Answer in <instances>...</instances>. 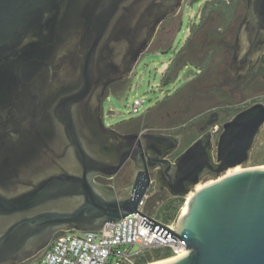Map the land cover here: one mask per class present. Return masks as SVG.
I'll return each mask as SVG.
<instances>
[{
    "label": "water",
    "instance_id": "water-1",
    "mask_svg": "<svg viewBox=\"0 0 264 264\" xmlns=\"http://www.w3.org/2000/svg\"><path fill=\"white\" fill-rule=\"evenodd\" d=\"M182 3L0 0V264H22L60 231H101L134 213L148 233L179 237L187 248L147 264H264V165L228 173L249 161L264 129V102L224 122L216 150L208 131L175 160L148 153V163L140 135L114 131L101 115L108 86L131 78L161 22ZM252 8L264 29V0ZM258 45L233 62L240 77L259 61ZM154 139L170 151L177 145L170 136ZM139 157L131 194L97 181ZM155 170L184 197L207 175L226 174L194 192L175 233L139 209Z\"/></svg>",
    "mask_w": 264,
    "mask_h": 264
},
{
    "label": "flooded vegetation",
    "instance_id": "flooded-vegetation-1",
    "mask_svg": "<svg viewBox=\"0 0 264 264\" xmlns=\"http://www.w3.org/2000/svg\"><path fill=\"white\" fill-rule=\"evenodd\" d=\"M252 2L253 0H224L225 4H222L219 0H183L178 13L163 20L159 25L150 48H155L154 52L173 53L168 70L175 69L182 63L184 69L186 65L199 69V75L204 76L205 79L208 74L211 75L212 61L217 63L220 61V65L219 67L216 65L217 72L212 73V75L215 74L216 81L204 86L210 88L208 92L204 90L203 85H200L197 90L198 97L193 99L191 95H188L182 106L167 110L163 115L152 118V108H148L144 114L136 115L121 125L110 126L114 131L122 134L138 133L140 135L145 149L146 163H148V153L154 156L169 152L167 158L175 160L193 141L208 131L212 132L216 150L218 136L222 129L219 127L215 129V125L206 127L212 115L218 112L219 121L223 111H228L231 107L228 103H232L235 97L242 103H247L245 106L247 107L254 103H248V100L255 91H262L264 95V49L259 61L249 70L247 76L240 77L232 68L236 59L248 56L247 51L252 48L260 49L261 46L258 47V44L264 45V29L259 26ZM194 5H198V11L187 20L185 12ZM185 26L186 33L176 45ZM180 60L183 61L180 63ZM206 60L209 61L206 66L199 67L200 65L195 64V61ZM126 81L114 82L106 89L101 111L103 120L106 97L120 91V86ZM220 90V93L225 92L227 96H221ZM210 93L217 95L215 101H212L213 97L209 95ZM210 101L212 102L209 103ZM261 101L264 100L261 99ZM206 113L207 115L197 125L196 133L191 121ZM147 135L151 136L146 138ZM165 135L177 140V145L172 151L170 146L154 139L156 136ZM142 162L141 157L138 160L130 158L113 178L97 176L96 179L100 183L113 185L119 196L129 195L132 193L134 178ZM151 175L152 182L146 194L149 211L153 212L152 209L156 204L162 205L171 198L184 197L172 194L166 182L158 180V170L153 171ZM184 198L187 199L188 196Z\"/></svg>",
    "mask_w": 264,
    "mask_h": 264
},
{
    "label": "rangeland",
    "instance_id": "rangeland-1",
    "mask_svg": "<svg viewBox=\"0 0 264 264\" xmlns=\"http://www.w3.org/2000/svg\"><path fill=\"white\" fill-rule=\"evenodd\" d=\"M197 11L198 5L189 7L185 12L186 19L188 20L190 16L195 15ZM186 30L187 28L185 26L183 33L179 36L176 42V45L186 33ZM154 51L155 48H150L147 52H145L138 61L131 78L128 79L126 82L122 83V85L120 86V91L116 92L115 94H110L108 97H106L104 101V121L108 127L115 124L121 125L125 121L132 117H135L136 115L144 114L148 110V108H152V118L159 115H163L167 110H170L174 107L176 108L182 106L188 95H191L193 99L198 97L199 93H197V90L200 88V85H203L204 87L205 85L208 86L214 81H216V76L215 74L212 75V73L217 72L215 67L216 65L219 67L220 61L219 63H217L216 61H212V66L210 69L211 75L208 74V77L204 79V76L199 75V69H197L196 67L186 65V69H184L183 64L181 63L183 60L179 61L181 63V66L176 67L175 69L168 70L170 63L173 59V53H162ZM195 64L201 66V61H195ZM167 72H169V74ZM209 89V87H204V90L206 92H208ZM220 92L221 90L219 91V94L221 96H227V93ZM209 95L213 97L212 101H215V98H217V95H212V93H210ZM250 96L251 97L248 100V103H252L255 100H264V95L262 94V91H255V93ZM137 99L142 100L143 104L140 107V112L138 114H135L133 113V104ZM232 100V103H228V105L231 106L229 110L223 111L220 120L215 124V126L218 125L220 129H222L223 123L229 120L228 118H230V115L234 113L232 108L238 106L245 107L247 105V103H242L239 99H236V97ZM212 101H210L209 103H211ZM207 113L202 116L199 115L191 121L192 128L195 129L196 133L197 125L204 119ZM263 161L264 129L260 133V136L258 138L256 146L253 149L249 161L246 164L241 165L239 169L246 167L261 166L264 165ZM225 174L226 173H222L219 176L208 175L199 184L205 186L206 184L217 180ZM195 191L196 189H194V192ZM189 200L190 198H188V200H184V204L180 210L179 216L184 206L186 205V202ZM160 207L161 204H156V206H154L152 209L153 213L156 216H158L157 214H159V211L161 212ZM179 216L177 217V219L179 218ZM177 219L173 221H177Z\"/></svg>",
    "mask_w": 264,
    "mask_h": 264
},
{
    "label": "built area",
    "instance_id": "built-area-1",
    "mask_svg": "<svg viewBox=\"0 0 264 264\" xmlns=\"http://www.w3.org/2000/svg\"><path fill=\"white\" fill-rule=\"evenodd\" d=\"M142 104V100H135L133 113L138 114ZM147 201L148 195L140 202V212L176 233L177 221H161L149 211ZM143 219L144 216L134 213L117 223H107L101 231L56 234L50 245L27 264H135L145 250L155 247H169L171 257L187 252L179 237L175 241L154 231L148 233L150 229L141 224Z\"/></svg>",
    "mask_w": 264,
    "mask_h": 264
},
{
    "label": "trees",
    "instance_id": "trees-1",
    "mask_svg": "<svg viewBox=\"0 0 264 264\" xmlns=\"http://www.w3.org/2000/svg\"><path fill=\"white\" fill-rule=\"evenodd\" d=\"M219 2L225 4L224 0H219ZM208 62L209 61H207L205 65H208L209 64ZM167 73L169 74V72ZM254 102H256V100ZM244 108L245 107H240V106L232 108L234 113L230 115V118H232L235 114H237L239 111H241ZM184 200H185L184 197H177V198H171L168 201L163 202L160 207L161 212L160 211L158 212L159 214H157L158 215L157 217L165 223H169L173 220H176L184 204ZM63 233H65V231H60L57 234H63ZM41 252H39L36 256L23 262L22 264H27L29 262H32L38 255L41 254ZM172 255L173 253L169 247H155L145 250L142 253V255L136 259L135 264H147L152 261L169 258Z\"/></svg>",
    "mask_w": 264,
    "mask_h": 264
},
{
    "label": "bare ground",
    "instance_id": "bare-ground-1",
    "mask_svg": "<svg viewBox=\"0 0 264 264\" xmlns=\"http://www.w3.org/2000/svg\"><path fill=\"white\" fill-rule=\"evenodd\" d=\"M239 168H240V167H237V168H235V169H233V170H230L229 172L239 170ZM203 187H204L203 185L199 184V185H197L196 190H200V189H202ZM193 195H194V192H191L190 195H189V198L191 199V198L193 197ZM189 201H190V200H189Z\"/></svg>",
    "mask_w": 264,
    "mask_h": 264
},
{
    "label": "crops",
    "instance_id": "crops-1",
    "mask_svg": "<svg viewBox=\"0 0 264 264\" xmlns=\"http://www.w3.org/2000/svg\"><path fill=\"white\" fill-rule=\"evenodd\" d=\"M206 62H207V60H206V61H203V62H201V66H199V67L206 66V65H205V63H206ZM202 64H203V65H202ZM196 115H198V114H196ZM194 116H195V115H194ZM194 116H192V117H194ZM192 117H191V118H192Z\"/></svg>",
    "mask_w": 264,
    "mask_h": 264
},
{
    "label": "clouds",
    "instance_id": "clouds-1",
    "mask_svg": "<svg viewBox=\"0 0 264 264\" xmlns=\"http://www.w3.org/2000/svg\"><path fill=\"white\" fill-rule=\"evenodd\" d=\"M188 198H189V196H188ZM188 198H187V200H188Z\"/></svg>",
    "mask_w": 264,
    "mask_h": 264
}]
</instances>
